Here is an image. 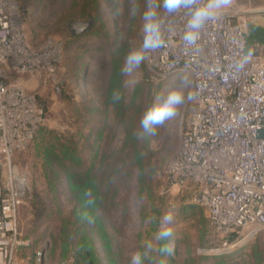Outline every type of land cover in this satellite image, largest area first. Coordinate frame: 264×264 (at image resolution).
<instances>
[{
  "label": "built area",
  "instance_id": "1",
  "mask_svg": "<svg viewBox=\"0 0 264 264\" xmlns=\"http://www.w3.org/2000/svg\"><path fill=\"white\" fill-rule=\"evenodd\" d=\"M253 10L264 9L224 7L198 46L190 48L181 39L184 16L161 9L160 42L144 60L154 78L186 75L191 80L195 107L168 174L175 185L194 189L196 203L223 238L217 251L232 250L264 230V43L247 47V17ZM26 23L21 0H0V264H17V252L27 244L18 228V209L29 183L13 158L30 149L47 122L37 96L14 77L53 75L66 55L60 38L33 43ZM142 26L141 18L140 45ZM245 56L247 63L237 69ZM89 62L80 67L82 76ZM54 92H63L61 82ZM232 233L230 242L226 237Z\"/></svg>",
  "mask_w": 264,
  "mask_h": 264
},
{
  "label": "rangeland",
  "instance_id": "2",
  "mask_svg": "<svg viewBox=\"0 0 264 264\" xmlns=\"http://www.w3.org/2000/svg\"><path fill=\"white\" fill-rule=\"evenodd\" d=\"M228 2L264 9V2H260V0H228ZM230 3H227V6ZM21 4L27 20L26 31L32 41H41L47 36L60 38L64 41L66 54L62 62L63 65L60 64L62 70L66 69L64 73H60L64 79L63 92L60 95L54 92L52 85L44 84L43 77L28 75L24 76L23 79L25 82L32 80V83H35L28 88L37 96V99L46 105L47 122L45 126L48 130L63 135L78 134V137L80 133L89 134L92 132L90 141L94 143V146L92 154L89 156H87L89 148L83 145L86 139L81 138L80 140L85 157L91 161L96 148L101 147L105 142L104 139L95 141V127L105 119L102 91H104V85L109 80L110 60L124 43H127L129 52L141 47L138 39V27L144 11L145 0H21ZM88 15L96 18L94 29L74 38L68 31L67 22L91 17ZM72 38L73 40H71ZM70 42L79 44H74L68 50ZM126 57L124 56V63ZM85 58L90 59V66L86 68L87 71L86 73L84 71V76H82L80 67L81 63L85 62ZM148 70L144 61L138 69L131 73H125L124 91L127 103L132 100L136 85L139 82L146 84L144 93L139 95L136 100L143 106L151 103L157 93H166L169 89L181 86L183 76L177 82L168 78L159 80L154 78L152 73L149 74ZM146 77L149 78V82L144 81ZM150 87L153 91L151 94L148 92ZM183 90L186 97L191 93V80L188 86L183 87ZM194 107L195 100L188 101L186 99L178 107L177 113L172 119L162 125H156L150 130L154 135L150 141V147L156 152V155L152 157L157 164V170L152 176L154 180L152 185L158 195L165 198V215L170 214L172 217L168 224H164V215L161 226L183 228L189 233L188 242L183 244L185 251L192 250V252L206 254L232 253L240 247L234 250H216L221 245L220 235L211 227L207 211L196 203L194 189L191 187L181 188L175 185L168 174L169 164L179 151L181 138L190 127L189 116ZM122 136L123 133H120L118 142H121ZM13 159L18 169L27 176L30 192L34 185H39V183L35 184L34 181L36 178L34 147L24 153L16 154ZM138 189L137 175L135 174L130 187L122 191L130 205V217L126 223L123 222L122 224L121 222L122 235L119 237V241L122 246L126 247V253L132 256L139 253L141 243L138 241V233L146 229L145 223L140 217L141 202L137 198ZM44 202L50 208L56 207L55 199L52 196L45 198ZM185 204L196 205L195 213L182 212V206ZM68 207L70 206L66 204L65 209ZM28 210L25 208L24 213H18L20 235L25 230H31L35 226L34 222L27 218ZM57 222V215L54 213L50 220L42 224L36 232L41 234L36 243H34L33 238L35 233H32L30 238H24L27 244L30 242L34 244L33 249L29 250L33 253L28 255L29 252L26 249V255H21L19 249L16 254L17 264H38L40 249H46L42 264H66L61 262L60 258L48 256V250L51 247L50 233ZM156 238L155 234L149 236L143 234L141 242L146 247L147 244H151L152 247L156 248ZM203 238L208 239L206 246L200 245ZM263 243L264 230L246 243L251 247L246 248L242 255L234 258L235 261L241 264H261L264 254L258 253V255L253 256L250 251L254 250L257 244ZM147 253H150L149 250ZM262 263L264 264V260Z\"/></svg>",
  "mask_w": 264,
  "mask_h": 264
},
{
  "label": "trees",
  "instance_id": "3",
  "mask_svg": "<svg viewBox=\"0 0 264 264\" xmlns=\"http://www.w3.org/2000/svg\"><path fill=\"white\" fill-rule=\"evenodd\" d=\"M91 17L96 21L94 16ZM128 54V45L124 43L110 60L109 80L102 91L105 119L95 127V141L104 139L105 142L96 148L91 161L85 157L80 140L86 139L83 145L89 148V156L94 146L90 141L92 132L80 133L78 137L73 133H55L45 125L38 130L31 147H34L35 155L34 181L39 185H34L18 209L20 214L28 208L27 218L35 226L25 230L21 238H30L35 233L33 238L36 243L41 235L36 232L55 213L58 222L50 233L48 256L60 258L66 264H131L133 256L126 253V247L122 246L119 237L122 235L121 222L126 223L130 217V205L122 191L130 187L136 174L139 187L137 198L141 202L140 217L146 227L138 233L141 243L138 254L142 257V264H241L234 258L242 255L246 248L249 249L251 246L248 244L232 253L206 254L185 251L183 244L188 242L189 233L183 228L168 227L171 235L159 237L166 202L152 185V176L157 170L152 157L156 152L150 147L154 135L151 131L145 132L140 124L152 99L147 106L136 102L146 88L145 83L139 82L130 103L125 101L123 63L124 56ZM148 79L146 77L144 81L149 82ZM149 90L151 94L152 88ZM120 133L123 136L118 142ZM51 196L56 203L54 209L44 202L45 198ZM66 204L70 206L68 209H65ZM196 210V205L182 206V212L195 213ZM209 222L219 234L210 218ZM143 234H155L156 248L151 244H147V247L143 245ZM219 237L222 242L223 238ZM226 239L234 241L235 234L228 235ZM207 242L208 239L203 238L200 245L206 246ZM33 246L31 242L23 245L19 250L21 255H26V249L28 255L32 254L33 251L29 250ZM148 250L150 253H147ZM258 253L264 254V243L257 244L250 251L253 256Z\"/></svg>",
  "mask_w": 264,
  "mask_h": 264
},
{
  "label": "clouds",
  "instance_id": "4",
  "mask_svg": "<svg viewBox=\"0 0 264 264\" xmlns=\"http://www.w3.org/2000/svg\"><path fill=\"white\" fill-rule=\"evenodd\" d=\"M228 0H145L143 19L144 39L139 49L129 52L125 58L123 71L131 73L138 69L146 59L147 53L158 46L161 38L159 15L160 10L166 15H183L184 27L181 39L186 47L198 46L201 35L207 25L217 19L221 9L227 6ZM245 56L237 64V69L243 68L248 61ZM190 80L187 76L181 78V86L169 89L166 93H157L151 105L144 112L140 124L148 132L156 125H162L172 119L178 107L187 99H194L191 93L185 96L183 87L188 86ZM172 217L170 214L164 216V224H168ZM160 238L171 235L170 228L163 227L159 232ZM131 264H142V257L136 254L132 257Z\"/></svg>",
  "mask_w": 264,
  "mask_h": 264
},
{
  "label": "crops",
  "instance_id": "5",
  "mask_svg": "<svg viewBox=\"0 0 264 264\" xmlns=\"http://www.w3.org/2000/svg\"><path fill=\"white\" fill-rule=\"evenodd\" d=\"M228 3H230V2H228ZM231 3H235V2H231ZM246 7H248V6H246ZM71 40H73V38ZM41 41H37V42L33 41V43L39 44ZM256 41H261L262 43H264V10L263 11L262 10L254 11L253 10L248 14V17H247L246 44H247L248 49L251 48V46ZM74 44H79V43L70 42L68 50L71 49L72 48L71 46H74ZM86 60L90 61L89 58H85V61ZM82 63H81V66H82ZM62 65L58 68L57 72L53 75H50L47 72H40V73H34V74H25L22 76H15L14 79H16V81L22 83L23 85L25 84L24 87H26L30 91V89L28 87L30 85H34L35 83L34 82L32 83V80H31V82H25L23 77L28 76V75H33V76L36 75L39 78L43 77L42 81L44 82V84L45 85H48V84L52 85V87L54 89V84L56 82H61L62 85L64 86V79L60 76V73L61 74H62V72L64 73L66 71V69L62 70L63 69V68H61ZM38 101L43 106V108L45 109L46 108L45 103L43 101H41L40 99H38Z\"/></svg>",
  "mask_w": 264,
  "mask_h": 264
},
{
  "label": "water",
  "instance_id": "6",
  "mask_svg": "<svg viewBox=\"0 0 264 264\" xmlns=\"http://www.w3.org/2000/svg\"><path fill=\"white\" fill-rule=\"evenodd\" d=\"M95 23H96L95 19L93 17H89V18H86V19L70 20V21L67 22V27H68L69 33L74 38H77L78 36H81L83 34H86L88 32H91L94 29ZM254 236L255 235H251L241 245H239L238 247H235L234 249L239 248V247L245 245ZM45 250L46 249H40L39 250V252H38V264H42Z\"/></svg>",
  "mask_w": 264,
  "mask_h": 264
}]
</instances>
